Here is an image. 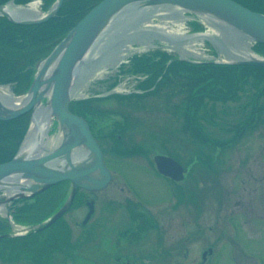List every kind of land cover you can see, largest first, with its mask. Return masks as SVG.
<instances>
[{"label": "flooded vegetation", "instance_id": "1", "mask_svg": "<svg viewBox=\"0 0 264 264\" xmlns=\"http://www.w3.org/2000/svg\"><path fill=\"white\" fill-rule=\"evenodd\" d=\"M145 78L148 85V78ZM247 88L250 89L251 87L240 86L238 92H247ZM149 96H161L163 104L166 105L164 110H167L166 112L168 113L170 111L172 114H174V111L177 113L176 116L178 119L176 121H181L178 128L183 127V132L189 136V132L184 125V117L179 114V111H176L177 106L181 105V102L186 97L185 92H180V89L172 83L167 84V80L163 76H157V84L145 87L137 94L123 95L120 100H113V102L109 100L101 101L100 107L102 109L111 110L113 113L119 112L117 119L116 117L109 118L110 120L106 119L104 124H107L109 121L113 122L107 124L106 130L116 131L118 140L123 138L122 144L117 147L108 138L107 133L103 134L105 137H100L96 133L98 124H90L95 135H97L104 161L110 170L111 176L107 186L99 192L94 193L85 189L77 190V196L66 213L81 208L84 211L81 219H76L72 224L65 219H61L64 217L59 219V223H62L60 228L65 227L69 232V245L63 248H57L54 251L58 254L57 264H146L144 262L145 258L157 260L159 259V254L172 252L170 249L174 244L177 243L176 247L180 246L176 238L178 231L176 230L175 233L174 229L171 231L163 226L169 225L175 227V223L173 224L172 222L182 219V235H187L188 237L192 234L193 232L191 233L190 229H187V226H189L187 221L190 217L188 204L191 197L195 199L194 195L200 193L199 190L204 188L202 186L203 182L205 179H208L211 182H214V180L217 181V200H222L223 190L221 189L227 186L229 180L227 176L231 174V171H229L231 166L228 163L233 159V155L229 156L233 148H229L231 147L230 145H237L245 138L253 135H264V99L260 100V96L264 98V94L257 96L254 101L256 105L250 102L240 107H237L236 100H238V95L236 94L234 98L228 100H217V102L224 104L223 106L226 109L222 107L221 114L217 111L221 115V119L223 118V122L224 119L230 122V126L228 127L232 131L230 139L217 138V148L175 149L171 143L166 146L164 145L162 148H158L152 143L153 140L156 141V134L159 131L158 126L156 127L155 120L153 118L140 119L130 116L133 111H137L143 108V105H146L144 98ZM228 102H234L236 104H230V107ZM111 103H114L113 107ZM111 108L118 110L114 112ZM229 114H234L232 119L226 118ZM146 119L150 122L146 121ZM166 119L172 122L174 121L170 116L166 117ZM99 123H103V120L100 119ZM178 128H174V130ZM259 128L262 130L261 132ZM99 137L105 143L99 140ZM169 139L167 137V139H161L160 142L167 140L165 142L168 143ZM199 140H205V138H199ZM167 146H172V148ZM235 152L238 154L240 151ZM157 154L171 156L181 164L182 171L177 179L158 171L154 162V157ZM239 154L244 157L251 156L252 158L246 159L247 165L252 162L256 168L258 167V163L263 164L264 162V148L260 150L243 148ZM254 156L260 157L262 162L257 163L254 160ZM233 166H235V163ZM253 166L249 165L246 166L248 167L247 170H241V173L245 175V178H241L243 183H245L244 180L247 177L257 181L259 178H263V174H261L263 170L256 171ZM131 170H136L138 174L131 173ZM236 173L237 170H234L232 174L236 177ZM140 174L145 177L148 183L156 187L162 197L166 199L170 198V204L164 208L176 213V217H172L171 221H163L156 214V210L151 206L153 200L148 194L145 195L140 191L136 182L134 183L132 177L136 180V177H140ZM233 187L231 185L229 190L232 191ZM47 190L50 191L51 188ZM263 191L262 195H264ZM101 192H105L104 196L107 195V197L101 196V199H99L98 193ZM42 193L38 194L33 201L26 203L25 206L33 204ZM50 193L60 195L58 189L50 191ZM229 193L227 192V194ZM198 199L201 201L199 196ZM89 202H92L90 207ZM245 204L249 207L248 212L242 210L240 213H237L231 210L230 214H228L231 219L225 214L230 221L231 228L229 230L232 233L231 236L233 237L231 241L234 245H236L237 241L234 238L236 236L234 233L237 232V229L232 226L237 223L234 215H248L251 217V221L264 226V198H254L252 196V198L245 200ZM259 205H261L260 208ZM236 206L237 201L234 204V208ZM89 209H91V212L85 221V216ZM150 222L152 225H150ZM196 226L202 228V225L199 223ZM182 235L180 234V237ZM86 245L87 248L82 250ZM66 248H68L67 252L64 251ZM212 249V246H208L204 250L211 254ZM182 255L183 260L170 261L160 258L156 263L187 264L188 255L185 253ZM206 261L205 254H202L201 260L197 264H205ZM28 262L25 261L24 263L34 264L31 261Z\"/></svg>", "mask_w": 264, "mask_h": 264}, {"label": "rangeland", "instance_id": "2", "mask_svg": "<svg viewBox=\"0 0 264 264\" xmlns=\"http://www.w3.org/2000/svg\"><path fill=\"white\" fill-rule=\"evenodd\" d=\"M163 13H167L169 18H165L164 15H160V17H153L152 21L155 22V25L143 22L142 19L146 18H142V15H136L129 21L125 22L126 17L128 15L123 13L117 21L113 22L110 29H108L104 38L101 41V45L106 47L108 50L111 49L109 54L114 50L121 49V47L124 48V46L127 44L135 47V50L132 51L140 52L142 54H144V52L149 53L150 50L156 48L168 46L166 48L170 50L169 52L176 56L185 53L184 55L187 57L203 61L211 59H217L220 61L235 60L237 55L241 53V46L243 45L244 40L241 38L240 34H237L235 31L233 32L229 28L225 27L224 24H218L217 21L212 19L202 20L200 19L201 17L198 18L196 15L193 16V19L187 18L184 19V21H180V15L178 14V12L166 11ZM184 14L191 15V13L189 12H184ZM191 21H195L201 24L199 26V28H202L200 29L202 30L201 32L208 33V36L210 37L204 39H196L193 41L194 44L191 45L190 40L186 38L188 34L193 33L194 28H191ZM181 32H184V34H181ZM171 45H173L174 47H169ZM194 54H197L199 56H196ZM202 55H206V57L208 58H203ZM100 59L101 58L99 56L93 59L92 61L87 62L88 64H84V70H88L91 67L95 66L100 61ZM127 68L128 67H125V69ZM115 74L116 69L113 67H108L107 72H103V74H101L99 77H95V79L91 83H85L86 74L85 72H83V75H79L80 78L75 84L82 88L84 95L94 94L96 92H104L106 82L100 79L107 75H111L110 77H112ZM247 89V92L237 93V107H240L243 104H248L250 102L254 103V101L256 100L255 95L252 94L255 89ZM144 99L146 105H143V108L138 109L137 111H133L130 116L140 119L153 118L155 120L156 127L158 126L159 131L156 134V141L153 140L152 142L154 145H156L158 148H162L164 147V145L166 146L171 143L173 147L175 146L177 147V149H179L181 148L180 144H183V141L184 148L187 146L197 149L208 148L202 146L200 142L193 140L188 135H186V133L183 132V127L178 128L179 123L181 121H176V119H178V117L176 116L177 113L174 111V114H172L170 111L168 113L166 112L167 110H164L166 105L163 104L161 96H149ZM263 99L264 98L260 96V100ZM113 100L114 99L109 101L113 102ZM173 102H175V100H173ZM228 104L231 107V105L236 103L228 102ZM210 105H213V107L207 106L208 110H210L207 114V117L205 119H199V122L203 127L204 133H207L206 136H209L214 139H230L232 136V131L230 128H228L230 126V122L226 121L225 119L223 122V118L221 119L220 115L222 107L225 109V107L223 106L224 104H221L214 99V102L213 100H209V106ZM253 105H256V103H254ZM111 106L113 107L114 103H111ZM112 110L115 112L118 109ZM217 110L220 112V114ZM168 116L174 119V121L172 122L167 120L166 117ZM233 116L234 114H229L226 118L232 119ZM113 117H116V119L118 118V116ZM146 121L149 120L146 119ZM111 123L113 122L109 121L107 124ZM174 128L178 129L174 130ZM56 131L57 129L55 128L54 132ZM261 131L262 130H260V132ZM167 137L170 138L168 143L165 142L167 140L160 142L161 139H167ZM187 139L189 142L186 141ZM172 146L167 147L172 148ZM230 146L231 147L229 148H233V151L229 153V156L233 155V159L230 161V163H228L229 166H231V169L229 170L231 171V174H228L227 176V178L229 179H227V186L221 189L223 190V199L219 201L217 200V181L214 180V182H211L210 180L205 179L202 184L204 188H201L199 190L200 193L194 195L195 199L191 197L188 204L190 210V217L187 221V224L189 225L187 226V229H190L191 233H193L190 234L188 237L187 235H182V219L172 222L173 224L175 223V227H171L169 225V227L163 226L164 228L171 231H173L174 229L175 233L176 230L178 231L176 238L178 240V243H180V246L176 247L177 243L174 244L173 247L170 249L172 250V252L159 254V259L161 258L162 260L170 261L183 260L182 254L185 253L188 255L187 264H197V262L201 260L202 254H205V257L207 259L205 264H264V226H262L259 221V224H256V222L251 221L252 219L248 215H234V218H236L237 220V223L232 225L237 229V232L234 233V235H236L234 236L235 241L237 240L236 245H234V243L231 241L233 236H231L232 233L229 230L231 227L230 221L228 220V218L231 219V217L228 216L231 210H234L233 212L237 213H240V211L242 210H245L246 212L249 211L248 205H244L246 199H250L252 198V196L254 198H264V195H262V190H264V162L263 164H259L258 162H262V159L260 157L254 156V160L257 161L258 167H254L252 162H250L249 165L253 166L254 170L256 171L263 170V173H261L263 174V178H259V180L257 181L253 180V178L249 179L247 177L244 180L245 183H247L246 187L245 183L241 181L242 177L245 178V175L241 173V170H247L248 167L246 166L249 165H247L246 159L252 157H244L239 154L241 152V149L243 148H253L259 150L264 148V135H253L245 138L237 145L231 144ZM235 151L240 152L237 154ZM232 161L234 162L232 163ZM234 163L235 166H233ZM234 170H237L236 177L234 174H232ZM131 173L138 174L136 170H131ZM140 177H136V180L132 177V179H134V183L136 182L137 187L140 189V191H142L145 195L148 194L149 197L153 200V202H151V206L156 210V214L163 221H171L172 217H176V213L164 208L168 204H170V198L166 199L162 197L154 185L148 183L145 177L141 174ZM235 178L236 181L234 182ZM231 185L234 186L232 191L229 190V187ZM56 188H60V192H62V187L55 186L51 188L50 191H54ZM227 192L230 193L227 194ZM104 195L105 192L98 193L99 199H101V196ZM198 196L201 201H199ZM104 197H107V195ZM236 201L237 206L234 208V204ZM260 207L261 205H259V208ZM82 214L84 215V211L79 208L73 211H69V213H66L64 215V218L67 222L72 224V222L76 219H81V217L83 216ZM225 214L228 218L225 216ZM197 223L201 224L202 228L197 227ZM60 225L62 226V223H59L58 221L55 225V228L59 229L61 227ZM49 229L51 231V228ZM57 233L59 234V232ZM180 234L182 235L181 237ZM208 246H212L213 248L211 254L210 252H205L204 250ZM86 248L87 245L84 246L82 250H85ZM64 251L67 252L68 248H66ZM57 256V252H54L50 264H57ZM8 259L12 261V259L10 258V254L8 256ZM145 259L144 262H146V264L152 262L154 264H157L156 262L157 260H159ZM0 264L10 263L7 261H2L0 259ZM17 264H23V262H17Z\"/></svg>", "mask_w": 264, "mask_h": 264}, {"label": "water", "instance_id": "3", "mask_svg": "<svg viewBox=\"0 0 264 264\" xmlns=\"http://www.w3.org/2000/svg\"><path fill=\"white\" fill-rule=\"evenodd\" d=\"M10 2L0 4V15L12 23L38 24L53 17L63 0H55L50 9L40 16H12L7 10ZM168 7L192 12L202 20H215L253 42L264 44V13L251 10L235 0L99 1L40 62L20 106H8L0 98V120H9L31 111V124L37 106H48L51 121L57 123L62 136L59 144L52 142L42 153L35 152L34 148L21 152L30 128L27 130L13 158L0 163V204L5 206L15 199L31 197L61 181H68L70 184L67 197L51 216L37 224L21 226L18 232H7L1 236L20 235L44 229L68 209L78 187L97 191L106 186L110 172L103 161L101 149L86 119L69 109L77 87L75 83L83 72L85 59L91 50L123 13L128 15L125 20L127 22L136 15H142L148 8ZM256 55V58L227 62L264 67V55ZM155 163L159 171L176 179L182 171L180 164L172 157L156 155ZM3 187L18 190L6 195ZM7 219L10 225L13 224L8 210Z\"/></svg>", "mask_w": 264, "mask_h": 264}, {"label": "trees", "instance_id": "4", "mask_svg": "<svg viewBox=\"0 0 264 264\" xmlns=\"http://www.w3.org/2000/svg\"><path fill=\"white\" fill-rule=\"evenodd\" d=\"M5 1L7 0H0V3ZM26 1L28 0H16V2ZM52 1L44 0V3L49 5ZM99 1L64 0L56 16L44 23L34 25L12 23L5 16H0V84L16 82L15 92H21L27 88L33 72L32 67L36 61L45 56L65 32ZM236 1L264 13V0ZM255 49L264 53V44H256ZM152 59L154 55L140 56L134 60L132 69L149 71L152 82L157 76H163L167 84L172 83L180 89V92H185L186 97L181 105L177 106L176 111L184 117V125L189 132V137L198 142L199 138H205L207 143L217 147V140L207 137V133H204L199 122L200 118L207 117L210 111L208 107H213V105L209 106V100L214 102V99L224 101L234 98L240 86H250L252 90L255 89L256 91L252 92L254 95L257 91L263 93V89L258 90V88L264 86V67L212 63L194 67L184 63L166 66L165 56L156 61ZM100 100L75 101L71 103L70 109L89 120L100 117L103 123L97 125L98 135L105 137L103 134L107 133L108 138L118 147L122 144L123 138L118 140L116 131L106 130L107 124L104 122L111 117L112 111L102 109ZM27 122V114L13 120H0V162L12 157L26 130ZM100 137L99 140L104 142ZM182 143L184 144L183 141ZM183 144H180L181 148H184ZM174 148L177 149L175 146ZM58 190L60 191V188ZM54 194L48 190L43 192L38 196V201L35 200L28 206L24 204L15 216L31 223L39 221L49 211L51 212V208L56 204L59 195ZM55 225L51 227V231L46 228L38 235L32 233L21 238L0 240V256L8 259L10 254L13 260L50 264L54 251L69 245L68 230L65 227L56 229Z\"/></svg>", "mask_w": 264, "mask_h": 264}, {"label": "bare ground", "instance_id": "5", "mask_svg": "<svg viewBox=\"0 0 264 264\" xmlns=\"http://www.w3.org/2000/svg\"><path fill=\"white\" fill-rule=\"evenodd\" d=\"M7 10L12 16H23V15L26 16V15L34 14L37 10V7H36V3L33 2V3H30L28 7L12 6V7H9ZM147 10L148 11L145 10V13L143 14V17H142V18H146V19H142V21L145 23L151 22V18L153 16L155 15L159 16L161 14V11H159L158 8H148ZM167 10L168 11L176 10L177 12H179V15L181 16L180 18L182 19L185 18L182 10L181 9L178 10L177 7H168ZM164 17L169 18L168 14L166 13L164 14ZM105 34H103L102 39L104 38ZM139 37H143V36H139ZM188 37L189 39H203L205 37H208V34L200 32V33L192 34ZM102 39H100V41H102ZM243 40L244 41H243V45L241 46L242 49L240 53L241 55L238 54L236 58H239V59L256 58L257 55L249 49V39L247 40V37L243 36ZM193 44L194 43L191 42V45ZM130 49H131V46L127 44L124 46V48L121 47V49L114 50L109 54L111 49H109L108 52L106 53V50L103 51L102 46H100L97 49L94 48L93 50H91V53L85 59V62L87 60H88L87 62H89L93 55H95V57L99 55L103 60L100 59V61L95 66H93L94 70L98 67L104 68L109 65L111 66V65H114L116 60H120L122 58L123 56L122 54L126 53ZM3 89H6V88H3ZM0 95H1V98L6 103L11 102L12 104H15L13 102L17 100V98L13 99V96L11 95V93L8 92L7 89L1 91ZM50 122H51L50 108L48 106L44 107L43 105L37 106L36 113L34 114L33 119H32L31 128L21 147V152H24L25 150H32V148H34L35 152L39 151V153H42L43 149H45V147L47 146H50L53 140H54L55 145L59 144V141H61V137H62L61 133H59L54 139L49 138L47 140H44L45 135H46V129L48 125L50 124ZM3 190H4L3 192L6 195H10L12 193H15L16 190H18V188L3 187ZM6 211L7 210L5 209V207L2 204H0V212L4 213Z\"/></svg>", "mask_w": 264, "mask_h": 264}]
</instances>
